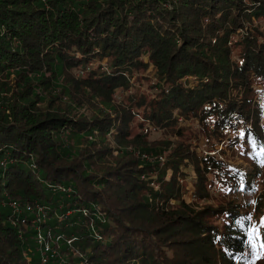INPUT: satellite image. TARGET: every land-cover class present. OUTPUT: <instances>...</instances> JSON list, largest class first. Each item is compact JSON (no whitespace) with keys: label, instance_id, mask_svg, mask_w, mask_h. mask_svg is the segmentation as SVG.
Segmentation results:
<instances>
[{"label":"trees","instance_id":"16d2710c","mask_svg":"<svg viewBox=\"0 0 264 264\" xmlns=\"http://www.w3.org/2000/svg\"><path fill=\"white\" fill-rule=\"evenodd\" d=\"M260 18L264 0H0V264H42L39 231L49 241L61 236L49 264H161L158 256L168 264H264V248L254 263L247 237L259 220L235 206L220 232L209 224L214 206L196 210L181 198L183 166L194 164L193 196L201 198L216 160L200 161L183 141L170 151L168 137L143 138L159 128L171 135L191 114L199 123L215 117L213 138L249 123L252 111L260 122L258 100L248 107L247 97H229L264 85ZM141 66L153 70L160 94L135 107L137 96L131 106L117 103L113 94L132 87ZM246 130L253 143L264 141L255 124ZM254 158L264 164V152ZM241 174L234 185L245 190L252 177ZM13 199L46 206L48 219L15 212ZM172 199L176 228L166 226L175 221L166 215ZM96 233L101 240L89 244Z\"/></svg>","mask_w":264,"mask_h":264},{"label":"rangeland","instance_id":"374dc122","mask_svg":"<svg viewBox=\"0 0 264 264\" xmlns=\"http://www.w3.org/2000/svg\"><path fill=\"white\" fill-rule=\"evenodd\" d=\"M255 24L259 27L260 32H264V18H260L258 21H255ZM263 36V35H261ZM240 52L239 48H234V55L235 60L240 61ZM141 60H143V64L146 65L149 59L147 56H142ZM151 69V68H150ZM147 70L141 66L137 69L138 78H132L131 83L132 87L127 88H119L117 92L113 94V99L119 103L124 104L127 107L131 106L130 103L132 100L136 98L134 107L138 104V102H149L153 100L155 96L158 97L159 92H161V87L157 85V89L154 88L156 85L155 79L152 77L153 70ZM152 77V78H151ZM190 80L192 79L191 77ZM161 83H164L160 81ZM157 82V84H161ZM13 83V81H11ZM165 84V83H164ZM253 92H248L247 95L240 93L239 95L236 94V89H233V95H229V97L233 100L236 99L238 101H242L245 97L248 98L249 103L248 107H253L256 100L264 106V85L261 81L253 83ZM116 91V90H115ZM158 93V94H157ZM121 106V105H118ZM122 107V106H121ZM133 110V109H132ZM142 110V108H141ZM139 119H141L142 115H137ZM197 116L191 114V116H186V121L175 122L173 126H175L173 133L171 135L167 134V130L165 128H159L158 130L153 131L149 135L143 136L144 139L148 140L149 142H157L161 139H165L168 137L171 141V147H169L170 151L177 145H179V141H183L185 145L189 148L191 154H194L200 159H204L205 157H212L215 161V166L210 171L206 173L208 177V186L209 190H207L206 195L201 198H195L193 196L194 186L196 178L198 177L194 164L191 162L186 166H183V170L185 171V175L178 174L179 183L181 184L182 188V199L185 200L187 204H191L193 208L196 210L201 208L212 207L214 206V212L209 217V224L216 226L219 231L221 232V227L225 224V221L228 220V209H232L235 206L241 213H246L248 217L251 219L259 220L256 224V228L259 231V238L262 240L264 244V225H261L259 222L261 218H264V164L262 166H258L257 161L254 158V155L257 152H264V141H262L259 145L253 143L249 136V131L246 130L247 127H252V123L258 127L259 131L262 135H264V117L260 119V122H256L255 119L256 115L252 111L250 114L249 123L247 120H242L237 128H222V134L219 137L213 138L214 132L218 129L216 122L214 120L215 117H207V119L201 120L199 123V119L196 118ZM255 119V120H254ZM255 122V123H254ZM260 124V127H259ZM254 127V126H253ZM180 128L181 132L177 133V129ZM145 131H148L147 128ZM135 133L141 134V129L139 127H135ZM207 133L211 134L212 138L207 136ZM243 133V135H241ZM167 135V136H166ZM133 144V143H131ZM168 150L164 154L167 157V154L170 153ZM186 161H189V157L185 158ZM184 160V162H185ZM203 161L200 163L202 167ZM255 171L259 173L257 176H254L252 173ZM241 172L247 173V176H251L250 185L247 189H242V184L234 185V176L233 174H237V177L241 176ZM157 173H152V177L156 178ZM171 172L167 177H169ZM255 187V188H254ZM155 189L158 188V184L154 186ZM55 189V187H53ZM262 197V204L260 203V198ZM15 201L14 199L9 202V206L11 203ZM254 202V203H253ZM19 204V202H18ZM173 208L166 211V215H168V220L175 219L174 223L166 224L167 227L180 225L181 220L175 218L177 216V208L179 206L176 200L172 199L171 203ZM20 205V204H19ZM39 203H26L20 205V209L29 210L32 215L36 218L38 217V207ZM225 207V210L221 209ZM11 207V206H10ZM28 207V208H27ZM46 207V206H45ZM12 208V207H11ZM13 209V208H12ZM221 209V210H220ZM217 210H220L218 213ZM170 216L172 218H170ZM48 219V218H47ZM46 219V220H47ZM42 222L44 219L41 220ZM40 222V221H39ZM23 225L28 224L27 221H22ZM183 225V224H182ZM27 227V226H24ZM185 227V224H184ZM25 228L24 230H26ZM181 232L177 233H185L183 227L180 228ZM99 233H96V237L93 239L90 238L89 244L95 242V240H101L98 236ZM189 239V235H183L182 237L178 238L177 240L180 241L181 250H185L183 247V243L187 242ZM259 240H256V243ZM263 248H256V253L260 254L263 252ZM222 251L220 246H217L215 251V255H219ZM252 249L249 250L251 252ZM187 254V253H185ZM81 255V252H80ZM255 256V255H254ZM256 257V256H255ZM189 261V256L187 257ZM161 264H168L169 262L164 258L160 259L159 256L157 257ZM181 259H184L181 257ZM259 259H255L254 263ZM29 261V260H28ZM90 262V261H89ZM220 264V263H219Z\"/></svg>","mask_w":264,"mask_h":264},{"label":"built area","instance_id":"2783aa9c","mask_svg":"<svg viewBox=\"0 0 264 264\" xmlns=\"http://www.w3.org/2000/svg\"><path fill=\"white\" fill-rule=\"evenodd\" d=\"M15 212H20L21 209H20V205L18 204L17 201H14L11 203L10 205ZM38 211L40 214H42L43 216H45V211L43 209V207H39L38 208ZM24 222H26V220H24ZM38 235H39V241L40 243L43 244L44 246V250L41 254V263L42 264H49L50 263V260L53 258V257H57V248L55 246H58L60 244V237L61 236H57L56 238H54V240H47L45 238V236L43 235V233L41 231L38 232ZM75 238L73 239H70L69 240V244H71V242L74 240ZM62 264H66V262L63 260L62 261Z\"/></svg>","mask_w":264,"mask_h":264},{"label":"snow or ice","instance_id":"6c2138e0","mask_svg":"<svg viewBox=\"0 0 264 264\" xmlns=\"http://www.w3.org/2000/svg\"><path fill=\"white\" fill-rule=\"evenodd\" d=\"M241 135H243V133H241ZM246 219L251 220V217H247ZM237 223H239L240 226L243 227V223L242 222L238 221ZM259 223L261 225H264V218H261V221ZM247 237H248V243L251 246L253 255H255L256 258L259 259L260 258V254L256 253V248H257L256 240L259 238V231H258V229L256 228L255 225L249 226V228L247 230ZM260 247L264 248V244H261Z\"/></svg>","mask_w":264,"mask_h":264},{"label":"bare ground","instance_id":"6f19581e","mask_svg":"<svg viewBox=\"0 0 264 264\" xmlns=\"http://www.w3.org/2000/svg\"><path fill=\"white\" fill-rule=\"evenodd\" d=\"M14 202V201H13ZM39 207H43V209H44V211H45V216H43L42 214H40L39 213V211H38V217H36V221H40V220H42V219H44V220H46L47 218H48V214H47V211H46V207H44V206H42V205H40ZM38 207V208H39ZM25 219H23L22 221H24ZM38 243H39V245H40V250H41V253L43 252V250H44V246H43V244L42 243H40V241H39V235H38Z\"/></svg>","mask_w":264,"mask_h":264}]
</instances>
